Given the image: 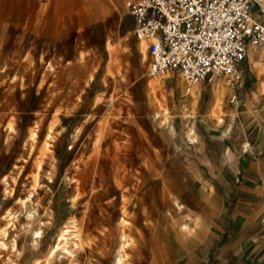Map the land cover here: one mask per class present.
Here are the masks:
<instances>
[{
    "label": "crops",
    "instance_id": "0c3cea01",
    "mask_svg": "<svg viewBox=\"0 0 264 264\" xmlns=\"http://www.w3.org/2000/svg\"><path fill=\"white\" fill-rule=\"evenodd\" d=\"M45 1L0 0V116L6 108L1 91L6 81L15 79L20 117L24 107L36 116L40 94L51 101L62 96L61 125L72 122L80 132L78 124L84 118L88 122L102 117L96 98L107 90L96 79H89L87 87L71 88L65 82L43 93L33 87L22 90L20 85L34 76L39 51L53 48L58 40L68 41L60 28L71 21L63 13L65 7L84 9L94 0H58L55 6L52 2L41 6ZM95 9L91 15L73 17L80 58L94 64L91 75L100 66L99 53L110 46L120 49L130 81L136 83L131 97L118 107L117 159L125 166L94 171L120 177L121 186L110 179L104 189L95 191L93 200H82L79 206L92 230L95 254L114 256L120 237L126 236L130 243L123 264H264V44L246 47L235 73L238 80L211 76L186 89L174 72L160 79L141 74L137 45H146L145 54L149 41L134 39L126 12L119 18L111 13L104 17ZM250 12L264 26V3H252ZM122 37L126 44L120 42ZM86 50L89 56L83 55ZM70 96H77L72 106ZM146 97L150 101L144 102ZM52 110H57L54 105ZM154 111L158 120L151 118ZM187 128L193 131L195 144L185 141ZM84 133L78 135L81 143ZM87 207L89 216L82 211ZM121 216L124 227L118 221ZM45 219L50 221L47 228L65 222L57 216ZM38 250L45 252L41 245L30 257ZM93 263L98 264L95 259Z\"/></svg>",
    "mask_w": 264,
    "mask_h": 264
},
{
    "label": "rangeland",
    "instance_id": "374dc122",
    "mask_svg": "<svg viewBox=\"0 0 264 264\" xmlns=\"http://www.w3.org/2000/svg\"><path fill=\"white\" fill-rule=\"evenodd\" d=\"M125 1L94 0L87 3L84 9L73 5L66 6L63 13L69 14L71 21L60 25V28L68 41L58 40L53 48L39 51L41 60L34 70V76L32 79L21 81L22 90L33 87L41 93L46 88H60L65 82H68L71 88H81L84 84L87 87L89 79H96L102 84L107 91L96 98L97 103L102 106V117L96 120L90 118L88 122L84 118L82 125L78 124L85 132L82 138L84 142H79L78 135L82 130L78 132L77 125L73 127L72 122L61 125L62 96H56L51 101L44 94H40L36 116H32L24 107L20 117L19 108L15 105L17 80L11 79L5 82L1 93L3 97L6 96V108L1 111L0 116V244H5L7 250L0 252L1 264H80L84 260L87 264H95L94 259L98 264H111V259L115 256L95 254L93 233L89 224L85 223L87 221L83 220V212L79 213V206L83 203L82 200H93L95 191L104 189V185L110 179H114L118 188L121 186L117 181L120 177L95 175L94 171L98 168L125 166V163L117 159V120H121L118 107L125 105L124 98L131 97L136 83L130 81L129 67L122 63L123 52L113 46L106 48L102 54L99 53L100 66L90 75L95 66L89 62V58H80L82 49H79L77 44L74 45V41L78 38L77 24L74 23L73 17L91 15L94 13L93 8L96 7L95 11L99 15L108 17L111 13L119 18L126 12ZM51 2L52 6H55L58 0H47L41 6ZM259 2L263 0H258L257 3ZM123 39L124 37L120 42ZM126 41L123 40L122 45L126 44ZM145 48V44L140 47L138 43L136 57L142 62V67L136 68L141 74H147V52L143 55ZM89 52L86 50L83 55L89 56ZM85 77H87L86 83ZM146 87L149 91L152 88L150 83ZM124 88L128 89L125 97L120 94ZM69 99L72 106L77 101V96H70ZM148 99L150 101V97L144 98V102ZM26 104L29 102L27 101ZM53 105L57 110H52ZM70 113L73 114L72 111ZM154 114L159 115L157 111L152 112V119ZM31 133L36 136L34 144L29 140ZM73 139L75 142L72 146ZM120 195L122 194H119L118 198ZM102 198L109 199L103 195ZM22 201H26V204L22 205ZM107 203L109 205L110 202ZM107 208V211L112 210L110 205ZM82 211L89 216L91 208H83ZM53 216L63 218L64 225L55 222L47 228V223L50 221L45 217ZM26 217L32 219L27 224L28 228L32 231H41L42 237L38 246L42 245L45 249L43 253L38 250L33 257L27 254L25 246H21L24 239L18 232ZM10 218L12 225L9 224ZM118 221L123 227L126 225L123 216ZM70 226H74V235L79 239V242H75L78 247L72 252L75 257L54 259L52 262L50 246L63 229ZM57 228L60 229L55 230ZM120 235L128 234L122 232ZM14 236H21L19 240L17 239L18 251L21 253L10 249V241ZM50 259L51 262L47 263L46 261ZM125 259L126 255H124Z\"/></svg>",
    "mask_w": 264,
    "mask_h": 264
},
{
    "label": "built area",
    "instance_id": "2783aa9c",
    "mask_svg": "<svg viewBox=\"0 0 264 264\" xmlns=\"http://www.w3.org/2000/svg\"><path fill=\"white\" fill-rule=\"evenodd\" d=\"M257 1L126 0L134 39L150 40L148 77L174 72L186 89L211 76L238 80L235 73L246 47L264 44V26L250 12ZM185 141L195 144L192 130Z\"/></svg>",
    "mask_w": 264,
    "mask_h": 264
},
{
    "label": "bare ground",
    "instance_id": "6f19581e",
    "mask_svg": "<svg viewBox=\"0 0 264 264\" xmlns=\"http://www.w3.org/2000/svg\"><path fill=\"white\" fill-rule=\"evenodd\" d=\"M263 2H264V0H263ZM145 40L150 41L149 38H142V39H139L137 41L144 42ZM143 55H144V53H143ZM185 116L188 117L187 112L184 113V117ZM159 118H160V116L158 114H154L155 120H158ZM189 129L190 128H187L185 132L187 133ZM35 137L36 136L34 133L30 134L29 140L31 141V144H34ZM74 140L75 139H73V142L71 143L72 146L74 145V142H75ZM25 204H26V201H22V205H25ZM11 220H12V218H10V220H9L10 225H12ZM30 220H32L31 217H26L25 222L23 224H21V226L18 229V232H20L22 237H23L22 239H24L21 243V246L26 247L27 254L33 253L32 251H34L36 249V247H38V244H39L41 237H42V233L40 230L32 231L31 228H28L27 224ZM10 227H12V226H10ZM15 231H16V227H15ZM12 232H14V231H12ZM20 237L21 236H14L10 241V244H11L10 249H12L13 252L17 251L18 253H21L20 251H18V247H19V243H18L19 241L18 240ZM74 239L79 242L78 237L74 235V226L65 227L63 229V231L56 237L53 244L50 246L51 247L50 252H52V262L54 259L60 260V259H64V258L69 259L70 257L71 258L75 257L74 255H72L73 254L72 252L74 249H76L78 247V245L76 246L75 242H73ZM128 241H129L128 237H126V236L120 237L119 242H118L117 251H116L115 256L113 257V259L111 261V264H123L124 263V249H125V247H127L129 245L130 242L128 243ZM1 250L6 251L7 246L5 244H2V245L0 244V251ZM68 261L71 262V260H68ZM46 262L47 263L51 262V259L47 260ZM69 264H73V263H69Z\"/></svg>",
    "mask_w": 264,
    "mask_h": 264
}]
</instances>
